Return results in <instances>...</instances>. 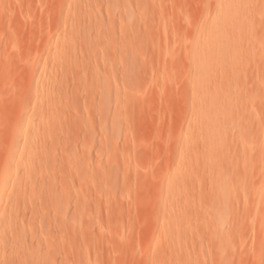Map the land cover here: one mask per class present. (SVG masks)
I'll list each match as a JSON object with an SVG mask.
<instances>
[{"label":"rangeland","instance_id":"374dc122","mask_svg":"<svg viewBox=\"0 0 264 264\" xmlns=\"http://www.w3.org/2000/svg\"><path fill=\"white\" fill-rule=\"evenodd\" d=\"M0 264H264V0H0Z\"/></svg>","mask_w":264,"mask_h":264},{"label":"bare ground","instance_id":"6f19581e","mask_svg":"<svg viewBox=\"0 0 264 264\" xmlns=\"http://www.w3.org/2000/svg\"><path fill=\"white\" fill-rule=\"evenodd\" d=\"M241 10H242V9H241ZM243 11H246V10H244V9H243ZM243 11H240V12H241V14H240V15H243V17H244V16H245V14H242V12H243ZM246 12H248V11H246ZM246 12H245V13H246ZM241 17H242V16H241ZM246 18H247V15H246ZM245 20H246V19H245Z\"/></svg>","mask_w":264,"mask_h":264}]
</instances>
